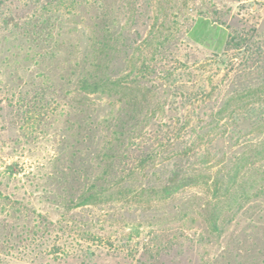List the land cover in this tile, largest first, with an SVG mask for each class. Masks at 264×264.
Here are the masks:
<instances>
[{"label": "trees", "instance_id": "obj_1", "mask_svg": "<svg viewBox=\"0 0 264 264\" xmlns=\"http://www.w3.org/2000/svg\"><path fill=\"white\" fill-rule=\"evenodd\" d=\"M165 2L169 0H0V65L13 62L29 74L23 84L0 96L10 110L8 123L26 135L38 108L51 101L57 105L59 99L70 131L68 156L59 168L53 163L46 174L32 175L20 185L14 182L20 181L16 175L21 167L7 164L0 170L2 262L20 250L35 254L47 250L42 240L52 221L28 197L42 177L51 183L42 188L45 200L52 197L64 211L121 199L164 202L188 189L206 190L211 197L204 210L209 214L198 240L221 233L235 209L250 200L264 203V111L248 108L249 100L263 102L264 81L224 99L208 115L207 129H175L168 159L157 158L159 148L143 147L138 132L150 104L147 77L154 71L152 61L171 47L178 31L170 18L172 7ZM116 5L124 11L126 24L150 20L144 38L116 30ZM76 11L83 17L85 34L79 50L70 40L73 30L65 31L69 20L63 18ZM196 11L200 16L199 8ZM206 20L199 19L198 24ZM56 84L59 93L47 98ZM228 124L229 130L224 128ZM220 126L222 131L216 129ZM251 127L258 132L246 138L255 132ZM205 136L217 147L208 145ZM15 141L13 148L19 149L21 144ZM52 247L48 251L59 249Z\"/></svg>", "mask_w": 264, "mask_h": 264}, {"label": "rangeland", "instance_id": "obj_2", "mask_svg": "<svg viewBox=\"0 0 264 264\" xmlns=\"http://www.w3.org/2000/svg\"><path fill=\"white\" fill-rule=\"evenodd\" d=\"M163 4L172 7L170 18L178 31L171 47L152 61L154 71L147 77L150 104L138 132L145 149L159 148V160L171 155L175 129H207L208 115L224 99L264 81V0H169ZM115 9L117 31L123 29L137 40L145 37L150 20L126 24L124 11L117 5ZM80 13L63 17L69 20L65 31L73 30L70 40L78 50L85 44ZM206 17L207 23L198 24ZM238 38L243 44L235 45ZM28 79V72L17 69L15 63L0 65V96ZM59 91L56 84L47 98L53 99ZM58 100L57 105L49 100L51 105L38 108L26 135L8 123L10 110L0 102V170L7 164L21 167L16 185L28 182L32 175L46 174L53 163L59 168L68 156L70 131ZM257 102L249 100L248 108L264 111V100ZM223 127L216 129L229 130L231 125ZM241 127L248 129L249 125ZM251 128L255 132L246 138L258 132ZM208 138L204 137L206 143L217 147ZM14 141L21 144L19 149L13 148ZM37 183L28 197L52 221L49 235L42 240L47 250L38 254L20 250L3 262L0 258V264H264V203L257 200L236 208L221 233L198 240L197 233L209 214L204 210L211 197L206 190L188 189L164 202L121 199L64 211L52 197L45 200L42 188L51 183H45L44 177ZM50 247L59 249L48 251Z\"/></svg>", "mask_w": 264, "mask_h": 264}]
</instances>
